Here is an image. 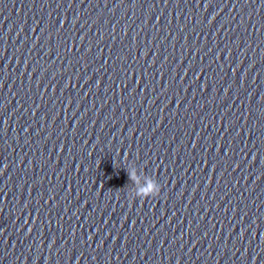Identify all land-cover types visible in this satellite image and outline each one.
I'll list each match as a JSON object with an SVG mask.
<instances>
[{"label":"clouds","instance_id":"1","mask_svg":"<svg viewBox=\"0 0 264 264\" xmlns=\"http://www.w3.org/2000/svg\"><path fill=\"white\" fill-rule=\"evenodd\" d=\"M130 181L136 185H141L140 176L137 175L135 170H127ZM161 186L160 184L152 178H146L144 184L138 187L135 197H139L141 200L155 197L160 193Z\"/></svg>","mask_w":264,"mask_h":264}]
</instances>
